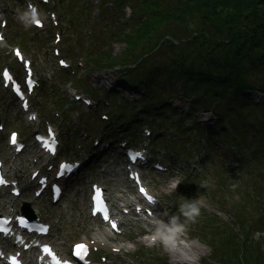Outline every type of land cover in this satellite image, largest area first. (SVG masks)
<instances>
[{"label": "trees", "instance_id": "trees-1", "mask_svg": "<svg viewBox=\"0 0 264 264\" xmlns=\"http://www.w3.org/2000/svg\"><path fill=\"white\" fill-rule=\"evenodd\" d=\"M113 1L118 10L129 4L133 15L125 22L112 15L105 29L109 36L98 39L96 48L94 44L85 53L88 65L119 66L126 79L153 87L155 95L160 88L157 80L169 81L175 74L184 96L192 98L190 113L212 108L218 124L225 116L231 126L243 127L246 136L247 123L253 121L264 139V103L244 95L247 90L264 93V0ZM109 40L121 41L122 48L112 53L106 47ZM165 46L176 54L180 51L181 57L149 65L151 53ZM258 238H263L261 245L245 236L235 242L243 250L239 253L232 247L234 264H264V237Z\"/></svg>", "mask_w": 264, "mask_h": 264}, {"label": "rangeland", "instance_id": "rangeland-1", "mask_svg": "<svg viewBox=\"0 0 264 264\" xmlns=\"http://www.w3.org/2000/svg\"><path fill=\"white\" fill-rule=\"evenodd\" d=\"M107 5H110L109 3H107ZM95 13H93V16L91 18L90 21V28H95L98 29V24L97 21L98 20H102L103 18L99 16V14L97 16H95ZM68 37H71V31H69ZM74 45V42H73ZM123 43L121 41H114L112 42L109 47L111 48L112 52L116 53L120 50V48H122ZM47 47V45H46ZM46 55L41 54L37 59V63L39 65V63H41L43 60H47V65H46V69L48 70H54V72H59V69L56 67L55 62L52 59L51 53L49 51V49L47 48L45 50ZM76 53V52H75ZM81 59L79 56L77 58H75L74 60H71L68 58V61L71 63V65L74 67L73 64L76 63V60ZM71 67V68H73ZM75 69V68H74ZM109 71H111L110 69H108ZM105 71L103 72V74H105ZM113 74H107L102 78H97L96 76L93 75L92 72H88L87 68L85 67V65H81V69H79L77 75L74 76L73 81L71 82V86L69 89H77L78 92H81V90L83 92H86L85 89L82 88L81 83H84V85L90 86L92 88H96V90L94 91V93H96L98 96H102L104 93L101 92V89H106L108 90L111 86H116V84H114V80L116 79H122V74H119V72L116 71H112ZM118 73V74H116ZM62 74V73H61ZM63 75V74H62ZM79 79V82H76V79ZM133 80V79H132ZM76 85V88L74 85ZM98 86H101L100 88H98ZM81 89V90H80ZM139 92H135L132 91L130 92L131 96H136L139 95ZM121 97V96H120ZM106 101L104 99H100L97 101V103H100V105H104ZM64 104H66L65 106V112L68 115V117L70 116H74L75 111L77 110V112L79 114H82L83 117H86L88 115V126L90 127V125L92 123H95V129L94 132L99 131V125H98V121H96L97 116L93 115L92 118L89 115L91 113L90 110L88 109H83L82 107H80L78 105V103H69V102H64ZM117 105H120V103L117 102ZM94 113V112H93ZM117 116V115H116ZM115 116V117H116ZM198 118H201L202 124H205L203 120L206 121V118L208 117V121L206 122V125L208 126H213L214 123H212V121L210 120V114H197ZM119 119H115L114 121H118ZM77 122L79 121L78 118L76 120ZM255 125V124H254ZM254 125L253 123L250 124V128L253 131L254 130ZM233 128V132L234 134L237 136V138H239L243 144L245 146H249V143L246 142V131L244 130L243 127L241 126H231ZM256 131V129H255ZM171 134H173L172 132H170ZM253 135V134H252ZM230 139H234L236 140L235 136H231ZM216 143V141H215ZM256 145V142L254 143ZM239 147H241L239 145ZM243 148V147H242ZM253 150H256V147H252ZM259 150L262 152L261 148L259 147ZM250 151V149H244L243 153H248ZM264 152V151H263ZM218 154L220 156V158L222 159L223 156L222 154L219 153L218 150ZM225 159V158H223ZM222 159V160H223ZM252 158L249 159V161ZM227 161L226 159L223 160V162ZM247 164V163H245ZM259 164V163H258ZM254 169L250 168V170L247 167H244L242 173H243V177L244 179H242L241 175H240V170H238L236 173H228L226 171L221 172L219 175L218 174H214L212 173V169L211 172L208 173V176L206 179L211 177V174L214 177V182L209 183L206 185V187L204 188L205 190L203 192H201L200 194V198L205 199L208 203V208L210 211H214L216 213H218L222 218H224L225 220H228V222H230L231 224L229 225L230 227L234 228V235L231 237V239L233 240H237L240 236V233H244L246 235V237L250 236L253 239H256L257 237H264V230H261L262 228H264V225H261L262 223H264V221L262 223L259 222H253L250 226H249V231L244 232L242 230H240V228L237 225V222L235 221V216L233 215V206L235 204L240 203L242 206H247V207H258L259 203L255 202L253 198L254 195H248V193H251L252 188L254 186H258L257 184H263L262 181H264L261 177H259V175L254 174L253 173ZM112 177L114 180H111L110 178H108L109 180L113 181L114 183H116L117 187H123V184L125 182V180L122 179V176L119 173H114L112 174ZM163 175H159L157 173L154 174L153 179L151 180L152 185L156 184V179L157 178H163ZM203 180L202 185L205 184V180ZM222 181L223 183V187H219L216 185L217 182ZM169 182V180H168ZM200 189L202 190V187L200 186ZM204 192H207L206 194H204ZM213 193H216L217 196L213 197ZM114 196L119 195L118 194H113ZM261 195L264 197V191L261 193ZM196 198H198V195L196 196ZM195 198V199H196ZM262 202L264 203V198L261 199ZM264 206V204L262 205ZM250 212V211H247ZM175 215H178V212L175 213ZM73 221H76L77 219V215L73 214ZM181 222L182 221V217H181ZM193 228L192 224H188L187 230L188 233L186 232L184 235H182L181 240L184 241L183 244H179L175 250L173 251H168L165 250L159 243H157L156 246L159 247L160 250H162L163 253H166L167 255V259H163V261L161 262V264H218L217 260L214 259V257L211 255V247L210 244L206 241H202L199 240L195 237L196 233H193L191 231V229ZM91 236V235H89ZM207 238L208 240L213 238L212 243H222V242H227V235L225 232L223 233H218L217 235L214 233V231H212L211 229H209L208 233H207ZM128 241H125V243H133V246L139 247L141 252L139 251V255H140V260L135 259L137 264H155L153 263L152 257L149 254V251L145 248L144 246V242H145V238L141 239L135 236V232H132L129 236H128ZM259 239H263V238H259ZM180 260V261H179Z\"/></svg>", "mask_w": 264, "mask_h": 264}, {"label": "clouds", "instance_id": "clouds-1", "mask_svg": "<svg viewBox=\"0 0 264 264\" xmlns=\"http://www.w3.org/2000/svg\"><path fill=\"white\" fill-rule=\"evenodd\" d=\"M31 11H25L19 15V20L27 27L33 19ZM181 180H176L172 185V189L176 190ZM204 186V185H202ZM205 206V202L200 198L184 199L178 206L179 215H171L167 220L158 216H152L150 219L151 235L146 237L149 244L159 243L165 250L173 251L177 248L178 243L183 244L180 239L187 231L188 224L195 223L201 215V208ZM181 217L185 222H181Z\"/></svg>", "mask_w": 264, "mask_h": 264}, {"label": "snow or ice", "instance_id": "snow-or-ice-1", "mask_svg": "<svg viewBox=\"0 0 264 264\" xmlns=\"http://www.w3.org/2000/svg\"><path fill=\"white\" fill-rule=\"evenodd\" d=\"M33 12H35V10H33ZM37 23H38V21H37ZM16 55L18 57L20 56L19 51L16 52ZM61 64L63 65L64 61H61ZM5 75H7V73H5ZM25 106H26V104H25ZM30 118H34V117H30ZM11 143L13 145L17 144V139H16V134L15 133L12 134ZM52 143H53L52 141L48 142L49 145H52ZM46 147H47V145H46ZM19 150H20V148H17V151H19ZM48 150L52 151L54 149H53V147H48ZM129 155H130V159L131 160L136 161V160H138L139 157H141L142 154L141 153H134V154H129ZM61 169L63 171L60 174H64V172L72 171L73 165L71 163H63L61 165ZM3 183H6V182L2 178H0V184H3ZM140 192H141L142 195L147 196V199H148L149 203L154 202L153 198L150 195L147 194V192H146V190L144 188H140ZM93 204H94L93 210H92L93 215H96L98 212L102 213L103 219L105 221H109V210H108L107 206L105 205L104 200L102 199L101 189L96 188L95 186H94ZM137 211H139V209H137ZM110 223H111L112 229H114V230L118 229V225H117V223L115 221H111ZM87 250H88V246L87 245L82 244V243L81 244H77V245L74 246L73 255L82 259L83 256L87 253ZM43 251L45 253H47L49 256L52 257L54 264H62V262L59 261L55 257V255L51 252V250L48 248V246L45 245ZM11 259L13 261V264H19V261H17L15 259V257H13ZM63 264H68V262L65 261V262H63Z\"/></svg>", "mask_w": 264, "mask_h": 264}, {"label": "bare ground", "instance_id": "bare-ground-1", "mask_svg": "<svg viewBox=\"0 0 264 264\" xmlns=\"http://www.w3.org/2000/svg\"><path fill=\"white\" fill-rule=\"evenodd\" d=\"M177 1V0H176ZM107 28V27H106ZM249 125V124H248ZM0 138H2V137H0ZM141 153H143L144 151L143 150H141L140 151ZM147 156V155H146ZM144 159H141V161H143ZM246 208H248L247 206H245ZM238 210H239V216H241V221L242 222H244L245 221V217H243L241 214L243 213V211H244V208H242V207H238ZM236 222H237V225L238 226H240V222H238L237 220H235ZM191 231L193 232V233H196V230H195V228H192L191 229ZM182 237H180V239H181ZM250 238V236H248V239ZM254 240H256L255 242L258 244V245H261V240L259 239V238H256V239H254ZM211 241V240H210ZM209 244H210V249H211V255L213 256L214 255V252L215 253H225V256H224V258H223V260H226V256H228L229 255V253L231 252V250H232V247H235V250L237 251V252H239V253H241L242 252V246L240 247V248H238V247H236L235 246V242H234V240H230L229 242H223V243H220V242H218V243H212V242H209ZM222 245H225V247H226V249H227V253L225 252V250L223 249V247H222ZM221 258V257H220ZM76 260H77V262L79 263V264H85V262H82V260H80L79 258H76ZM180 261V260H179Z\"/></svg>", "mask_w": 264, "mask_h": 264}]
</instances>
